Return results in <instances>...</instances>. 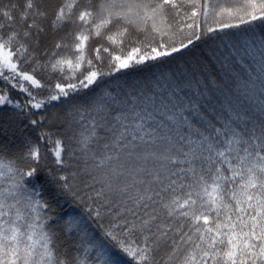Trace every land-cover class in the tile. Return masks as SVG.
I'll return each instance as SVG.
<instances>
[{"label": "snow or ice", "instance_id": "1", "mask_svg": "<svg viewBox=\"0 0 264 264\" xmlns=\"http://www.w3.org/2000/svg\"><path fill=\"white\" fill-rule=\"evenodd\" d=\"M0 264H264V0H0Z\"/></svg>", "mask_w": 264, "mask_h": 264}]
</instances>
